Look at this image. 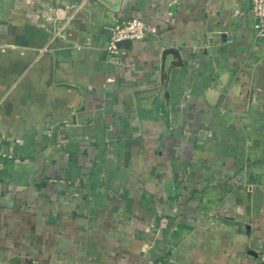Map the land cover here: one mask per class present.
Masks as SVG:
<instances>
[{"label":"crops","instance_id":"0c3cea01","mask_svg":"<svg viewBox=\"0 0 264 264\" xmlns=\"http://www.w3.org/2000/svg\"><path fill=\"white\" fill-rule=\"evenodd\" d=\"M153 33L107 49L110 27ZM251 0H0V264H264V39Z\"/></svg>","mask_w":264,"mask_h":264},{"label":"built area","instance_id":"2783aa9c","mask_svg":"<svg viewBox=\"0 0 264 264\" xmlns=\"http://www.w3.org/2000/svg\"><path fill=\"white\" fill-rule=\"evenodd\" d=\"M251 10L254 16L253 34L258 39H264V0H251ZM153 31V28L141 18L134 17L123 21H115L110 27L107 49L113 54L118 50L122 41L143 39ZM2 155L8 161L6 163L0 161V170L3 167L10 166V162L14 160V155L11 153H3Z\"/></svg>","mask_w":264,"mask_h":264},{"label":"water","instance_id":"95a60500","mask_svg":"<svg viewBox=\"0 0 264 264\" xmlns=\"http://www.w3.org/2000/svg\"><path fill=\"white\" fill-rule=\"evenodd\" d=\"M122 42H123V43H125V42H127V43H128V42H130V41L126 40V41H122Z\"/></svg>","mask_w":264,"mask_h":264}]
</instances>
